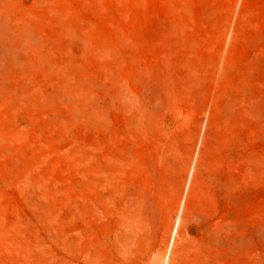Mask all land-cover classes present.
Masks as SVG:
<instances>
[{"label": "rangeland", "instance_id": "1", "mask_svg": "<svg viewBox=\"0 0 264 264\" xmlns=\"http://www.w3.org/2000/svg\"><path fill=\"white\" fill-rule=\"evenodd\" d=\"M0 264H264V0H0Z\"/></svg>", "mask_w": 264, "mask_h": 264}]
</instances>
